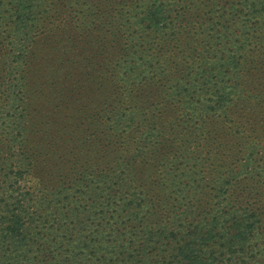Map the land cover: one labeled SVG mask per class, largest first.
Segmentation results:
<instances>
[{"label":"rangeland","instance_id":"rangeland-1","mask_svg":"<svg viewBox=\"0 0 264 264\" xmlns=\"http://www.w3.org/2000/svg\"><path fill=\"white\" fill-rule=\"evenodd\" d=\"M137 1L41 2L29 38L0 58V110L14 105L25 128L19 145L0 131V163L29 151L28 186L45 182L55 191L76 185L85 170L114 177L134 159L130 183L148 189L142 215L154 223L177 215L196 225L216 212L230 218L231 206L260 193L254 258L231 262L264 264V0H193L181 17L175 13L185 0H153L171 11L169 29L132 42L121 19L141 17ZM6 45L0 42L3 53ZM130 53L141 65L133 78L119 68ZM223 93L228 101L218 109ZM4 178L0 166V188ZM151 259L169 261L162 253Z\"/></svg>","mask_w":264,"mask_h":264},{"label":"trees","instance_id":"trees-1","mask_svg":"<svg viewBox=\"0 0 264 264\" xmlns=\"http://www.w3.org/2000/svg\"><path fill=\"white\" fill-rule=\"evenodd\" d=\"M192 1H182L175 17H181L177 14L184 3ZM5 2L9 12L0 19L5 26L0 42L7 44L8 53L0 50L1 59L11 57L12 51L29 38L27 29L37 19V10L44 0H0V7ZM136 9L141 17L121 19L128 25L132 42L151 41L162 30L169 29L171 11L153 0L137 1ZM132 56L130 53L119 67L130 78L141 74V65ZM17 100L15 97V103ZM225 101L227 95L223 93L215 106L223 109ZM13 106L3 113L0 110V131L19 145L25 131L24 113L14 112ZM8 121L14 122L13 129ZM125 123H132V119L127 118ZM141 136L148 134L142 132ZM143 140L141 137L140 146ZM29 154L20 148L17 154L6 155L0 163L5 172L0 188V264H162L151 259L159 253L169 258L164 264H238L231 260L240 256L254 258L250 252L256 248L261 233L260 193H252L248 203L241 207L231 206L227 213L230 218L216 212L208 222L186 225L182 222L188 219L176 215L165 225L142 215L150 200L143 197L147 188L137 191L130 183L134 159L122 165L119 173L115 169L114 177L106 172L85 170L76 185L53 191L50 183L28 186V172L33 164ZM104 183L111 185L102 188L100 185ZM171 183L175 187L179 181ZM223 187L217 186L220 193ZM94 215L98 219L93 223ZM73 219L77 220L75 224ZM90 224L96 230L92 231ZM70 232H78V239L70 238ZM58 250L63 252L59 259ZM87 259L90 261L85 263Z\"/></svg>","mask_w":264,"mask_h":264}]
</instances>
